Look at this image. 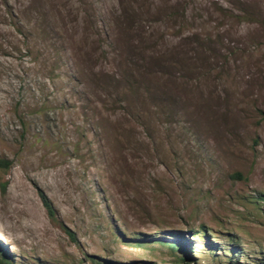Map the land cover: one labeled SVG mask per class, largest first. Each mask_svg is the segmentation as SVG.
Listing matches in <instances>:
<instances>
[{"label":"rangeland","instance_id":"obj_1","mask_svg":"<svg viewBox=\"0 0 264 264\" xmlns=\"http://www.w3.org/2000/svg\"><path fill=\"white\" fill-rule=\"evenodd\" d=\"M263 115L264 0H0V252L264 264Z\"/></svg>","mask_w":264,"mask_h":264},{"label":"trees","instance_id":"obj_2","mask_svg":"<svg viewBox=\"0 0 264 264\" xmlns=\"http://www.w3.org/2000/svg\"><path fill=\"white\" fill-rule=\"evenodd\" d=\"M261 113L263 114L262 111H261ZM263 117H264V115H263ZM7 163H8L7 161L0 160V164L5 165ZM233 177L234 178H239V179H243L244 178V176L240 172H236L233 175ZM1 186L4 189L6 184L2 183ZM259 200H264V193H262L258 197L256 202L259 203ZM43 202H44L45 206L48 208V211L50 212V214L53 215V209H52L50 203L48 202V200L45 198V196H43ZM198 236L200 238H202V237L207 238L208 237V233H207L206 228L201 227V229L199 230V235ZM71 237L74 238V236H71ZM157 241L163 243L164 245H166L167 248L172 252V254L177 258V260H180L181 262H183L185 264L194 263L192 260H194L195 257L192 258V256L196 255L195 250L198 249V246H197V244H194L193 241H189L187 243H185L183 241H178V240H166L165 241V240H162V239H158ZM233 249H234L233 252L238 251L237 247H235V248L233 247ZM211 250H215V248L212 247ZM91 257H92L93 264H113L112 262L111 263L107 262L106 260L101 259L98 256H91ZM232 259L233 258L230 257V259H229L230 261L227 264H237V262L233 261ZM0 264H16V263H15V261H14V259L12 257H7L3 253L0 252Z\"/></svg>","mask_w":264,"mask_h":264}]
</instances>
